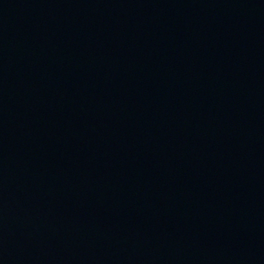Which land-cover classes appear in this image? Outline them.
Listing matches in <instances>:
<instances>
[{
    "label": "water",
    "instance_id": "water-1",
    "mask_svg": "<svg viewBox=\"0 0 264 264\" xmlns=\"http://www.w3.org/2000/svg\"><path fill=\"white\" fill-rule=\"evenodd\" d=\"M0 264H264V0H0Z\"/></svg>",
    "mask_w": 264,
    "mask_h": 264
}]
</instances>
